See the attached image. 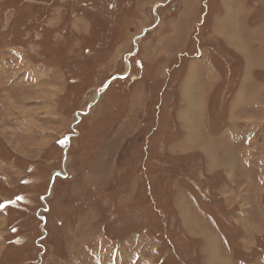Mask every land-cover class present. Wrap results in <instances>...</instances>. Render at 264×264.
I'll use <instances>...</instances> for the list:
<instances>
[{"label": "rangeland", "instance_id": "rangeland-1", "mask_svg": "<svg viewBox=\"0 0 264 264\" xmlns=\"http://www.w3.org/2000/svg\"><path fill=\"white\" fill-rule=\"evenodd\" d=\"M0 78V264H264V0H0Z\"/></svg>", "mask_w": 264, "mask_h": 264}, {"label": "crops", "instance_id": "crops-1", "mask_svg": "<svg viewBox=\"0 0 264 264\" xmlns=\"http://www.w3.org/2000/svg\"><path fill=\"white\" fill-rule=\"evenodd\" d=\"M207 152H208V151L205 150V154L207 155V157H210V153L207 154ZM209 152H211V151H209Z\"/></svg>", "mask_w": 264, "mask_h": 264}, {"label": "bare ground", "instance_id": "bare-ground-1", "mask_svg": "<svg viewBox=\"0 0 264 264\" xmlns=\"http://www.w3.org/2000/svg\"><path fill=\"white\" fill-rule=\"evenodd\" d=\"M229 15H230V14H229ZM12 79H14V78H12ZM12 79H11V80H12ZM0 80H1V78H0Z\"/></svg>", "mask_w": 264, "mask_h": 264}]
</instances>
